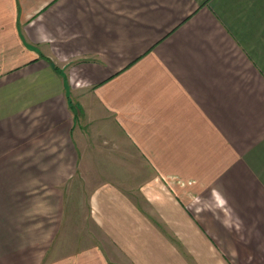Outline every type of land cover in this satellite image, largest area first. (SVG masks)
Masks as SVG:
<instances>
[{
  "label": "crops",
  "instance_id": "0c3cea01",
  "mask_svg": "<svg viewBox=\"0 0 264 264\" xmlns=\"http://www.w3.org/2000/svg\"><path fill=\"white\" fill-rule=\"evenodd\" d=\"M91 252L264 264V0H0V264Z\"/></svg>",
  "mask_w": 264,
  "mask_h": 264
},
{
  "label": "rangeland",
  "instance_id": "374dc122",
  "mask_svg": "<svg viewBox=\"0 0 264 264\" xmlns=\"http://www.w3.org/2000/svg\"><path fill=\"white\" fill-rule=\"evenodd\" d=\"M71 214H73V213H71ZM73 221L74 222H72V225L75 226V228L73 229V231H74V239H75L78 236V227H77L78 226V222L76 221V219H73ZM99 247H101V251L104 253V256L106 254L105 251H104V249H107L106 252L108 253V255H110V253H109V251H110V245L105 244L104 246H101L100 245ZM77 248H78V246H71L72 251H76ZM73 254L78 255L77 253H73ZM83 258L84 259L85 258L87 259V261H88L87 264H93V263H95V254L92 253V252L91 253H88L87 256H83ZM77 263H78V259H76V264ZM119 264H126V263L125 262L124 263L120 262Z\"/></svg>",
  "mask_w": 264,
  "mask_h": 264
}]
</instances>
